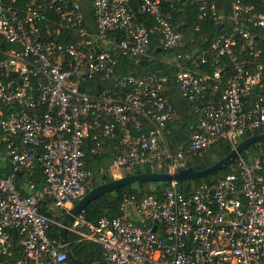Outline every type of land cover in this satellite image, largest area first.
<instances>
[{
    "label": "built area",
    "instance_id": "built-area-1",
    "mask_svg": "<svg viewBox=\"0 0 264 264\" xmlns=\"http://www.w3.org/2000/svg\"><path fill=\"white\" fill-rule=\"evenodd\" d=\"M134 1L92 0L90 32L78 0H0V139L13 167L0 172V264L17 234V264H71L50 233L62 221L41 206L67 211L88 192V163L107 139L119 136L113 177L125 166H185L184 149L174 152L167 137L176 117L169 75L117 74L119 57L147 54L154 32L164 49L183 46L177 3L195 1L200 18L224 22L192 60L212 64L211 72L183 65L193 56H175L176 86L197 118L187 150L220 139L235 146L264 131V0H230L228 12L217 0ZM67 30L78 38L57 39ZM36 166L44 185L30 181L25 194L16 172ZM231 168L188 191L175 180L161 194L126 195L112 217L91 221L83 209L70 230L101 245L102 264H264V156H240Z\"/></svg>",
    "mask_w": 264,
    "mask_h": 264
},
{
    "label": "trees",
    "instance_id": "trees-1",
    "mask_svg": "<svg viewBox=\"0 0 264 264\" xmlns=\"http://www.w3.org/2000/svg\"><path fill=\"white\" fill-rule=\"evenodd\" d=\"M78 1L85 14V24L88 30L94 32L96 30V24L93 15L92 0ZM194 2H189L187 5L177 3L176 9L173 10L175 15L174 23L180 25L185 34V43L183 46L176 49H164L160 46L159 34L154 32L151 38V48L147 54L139 57L137 60H132L126 55L119 57L120 64L117 69V74L120 75L132 72L138 75H145L150 72H157L169 75V89L167 90V94L175 105L177 118L168 125L167 137L174 152H177L181 148L184 149L185 166H192L194 169H201L211 165L213 162L226 155L232 149L233 145L228 140L220 139L211 146L203 148L197 152L193 153L187 150L190 135L197 123V118L193 111V105L181 96L176 86L175 73L177 68L174 65L175 56L179 53L184 54V56H193L192 58L182 59L183 65L189 66L200 72H211L213 69L212 64L200 63L197 65L192 60L194 54L208 48L211 40L219 33L216 21L209 17H199V6L197 2ZM217 2L220 10L223 9L226 12L230 10V0H217ZM138 3L139 0L134 1L135 6L138 5ZM165 6L167 8L169 7L166 3ZM149 23L154 24L152 20H149ZM197 25L199 26L198 29H196ZM71 37H73L74 40L78 38L75 31L67 30L65 31L64 36H58L57 39L65 41L69 40ZM168 58L171 60H168ZM108 83L109 82H105L102 84L103 87ZM91 91L97 92L98 89L91 87ZM261 131L262 130L250 131L242 138ZM118 134L120 135V133ZM118 141L119 136L118 138L112 137L107 139L104 144L102 155L94 156L90 159L88 165L94 169V172L87 181L88 190L102 182L114 178L110 170V164L114 159V148ZM240 156L245 157L247 160H251V158H254L255 156H264V139L250 144L237 158L232 159L228 164L224 165L222 169L215 171L204 178L179 180V188L188 191L196 187L202 181L213 182L218 180L220 177L231 172V166L236 164ZM249 156L251 157L249 158ZM100 167L104 168L103 172L100 171ZM153 170L166 171V167L165 165L159 167L157 164H145L130 167L125 166L122 168L123 174ZM21 172H16L15 180L22 192L27 194L30 191L25 190L23 185H21L23 182L20 179L22 176ZM31 176L32 175L29 177L27 176V178L32 180L30 178ZM169 184H171V182L136 181L133 183H127L113 191L108 190L104 194L90 201L85 206L84 212L87 219L91 221H96L102 216L112 217L118 213L120 204L126 195L136 194L137 196H145L151 193L161 194L165 186ZM42 186L43 185L40 184L37 187L40 188ZM41 210L60 221L63 220L66 212L65 209L58 207H55L53 210H47V204L45 202L42 204ZM60 229V225H54L50 231L51 235L60 239ZM67 239L73 254L85 264H102L103 250L99 243L87 239H80V235L72 230H69ZM23 248L24 246L21 242V237L17 234L14 239L11 254L3 256L2 258L7 264H17V261L23 256ZM70 262L71 264H75L71 259Z\"/></svg>",
    "mask_w": 264,
    "mask_h": 264
},
{
    "label": "water",
    "instance_id": "water-1",
    "mask_svg": "<svg viewBox=\"0 0 264 264\" xmlns=\"http://www.w3.org/2000/svg\"><path fill=\"white\" fill-rule=\"evenodd\" d=\"M223 23L224 22L222 21L218 22V28L223 26ZM130 58L132 60H136V58L133 56H130ZM263 139L264 131L246 136L245 138H242V140L239 141L235 146H233L232 149L226 155L219 158L218 160H216L211 165L205 168L194 169L192 166H184L176 172L158 170L134 172L121 176H115L109 181L102 182L90 188L84 196L77 200L74 205L65 212V215L62 220V226L60 229V241L62 244V249L67 251L70 259L75 264H85L81 259L77 258L73 254L67 239V234L75 219V216L79 214L90 201L104 194L106 191H113L122 185H125L127 183H133L136 181L170 182L175 180H194L204 178L207 175L222 169L223 166L228 164L232 159L237 158L250 144Z\"/></svg>",
    "mask_w": 264,
    "mask_h": 264
},
{
    "label": "crops",
    "instance_id": "crops-1",
    "mask_svg": "<svg viewBox=\"0 0 264 264\" xmlns=\"http://www.w3.org/2000/svg\"><path fill=\"white\" fill-rule=\"evenodd\" d=\"M176 118H177V111H176L175 119ZM12 171H13L12 164L5 155L4 146L2 145L1 139H0V172L2 174H9ZM121 173H123V172H121ZM21 174H22V176L20 177V179L23 181L21 183V185H23V188L27 191H30V192L32 191L29 187L30 181L36 180L37 186L40 184L44 185V178H43L42 172L38 166H36V168H32L30 170H24L21 172ZM30 175H32L30 177L32 180L27 178V176L29 177ZM45 203L47 204V210H53L55 208V206L52 203H50L48 201H45Z\"/></svg>",
    "mask_w": 264,
    "mask_h": 264
},
{
    "label": "rangeland",
    "instance_id": "rangeland-1",
    "mask_svg": "<svg viewBox=\"0 0 264 264\" xmlns=\"http://www.w3.org/2000/svg\"><path fill=\"white\" fill-rule=\"evenodd\" d=\"M166 59H167V57H166ZM168 60H171L170 58H168ZM242 140V138H240V141ZM251 156H249V158H250ZM252 159V158H251ZM124 175V174H123Z\"/></svg>",
    "mask_w": 264,
    "mask_h": 264
}]
</instances>
